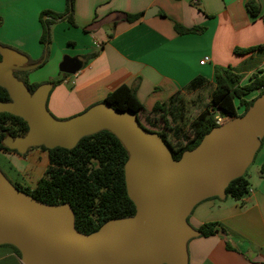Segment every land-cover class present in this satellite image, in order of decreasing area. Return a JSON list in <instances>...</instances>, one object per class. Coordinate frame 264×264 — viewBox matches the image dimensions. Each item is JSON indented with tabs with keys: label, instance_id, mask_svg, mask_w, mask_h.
Wrapping results in <instances>:
<instances>
[{
	"label": "water",
	"instance_id": "water-1",
	"mask_svg": "<svg viewBox=\"0 0 264 264\" xmlns=\"http://www.w3.org/2000/svg\"><path fill=\"white\" fill-rule=\"evenodd\" d=\"M154 10H146L144 18ZM27 62L26 54L0 45V86L10 98L0 101V112L28 125L24 135H7L3 144L19 154L40 145L70 149L85 135L109 130L128 153L125 188L135 212L81 233L68 202L43 203L0 169V245L16 247L22 264H188V240L200 231L187 218L200 201L224 198L229 182L252 163L264 137V93L243 114L212 127L174 159L162 137L142 127L129 110L100 101L73 116L54 117L47 108L52 83H40L30 92L13 74L39 64ZM82 65L79 57L65 54L58 70L74 74Z\"/></svg>",
	"mask_w": 264,
	"mask_h": 264
},
{
	"label": "crops",
	"instance_id": "crops-1",
	"mask_svg": "<svg viewBox=\"0 0 264 264\" xmlns=\"http://www.w3.org/2000/svg\"><path fill=\"white\" fill-rule=\"evenodd\" d=\"M247 1L74 0L77 26L66 20L52 25L50 56L59 53L82 60L80 56L85 54L95 55L76 73L62 76L51 89L49 111L60 118L73 116L122 83L133 87L149 110L156 102L185 92L183 87L198 75L212 82L215 66L242 67L247 57L257 59L258 50L246 54L233 51L234 47L264 44V0H255L260 6L257 16L249 13ZM151 7L155 10L144 18ZM64 8L65 0H0V43L37 59L42 53L39 13ZM137 12H143L140 19L126 20V13ZM174 23L205 29L177 33ZM261 52L258 65L243 68V82L251 72L264 67V50ZM205 56L208 61L200 64ZM263 164L264 137L246 169L250 184L246 195L239 199L210 197L193 207L187 218L191 226L213 222L219 230L188 240V264H264ZM226 241L232 249L226 247ZM0 264L22 262L10 246L0 245Z\"/></svg>",
	"mask_w": 264,
	"mask_h": 264
},
{
	"label": "trees",
	"instance_id": "trees-1",
	"mask_svg": "<svg viewBox=\"0 0 264 264\" xmlns=\"http://www.w3.org/2000/svg\"><path fill=\"white\" fill-rule=\"evenodd\" d=\"M247 9L252 16L260 14V6L255 0H248ZM143 12L126 13L129 22L141 18ZM161 15H163L161 13ZM264 23V10L261 13ZM66 20L77 26L74 17V0H65V8L61 12L44 9L39 13L41 34L39 41L42 44V54L33 59L28 56L27 64H44L48 56V46L51 41V27L53 24ZM177 33H201L205 27L200 25L183 26L174 23ZM0 45H4L0 43ZM7 46V45H4ZM256 50H264V44L249 47H234V53L246 54ZM94 53L82 57L83 64L93 57ZM245 69L228 65L214 67V80L198 75L191 79L184 87L185 91H195L212 85L210 98L206 105L191 119L186 126L176 123L170 114V103L175 102V97L166 101L156 102L151 109H147L138 100L135 89L122 83L109 91L101 100L119 111L129 110L136 114L139 124L151 131H156L169 145L173 158L178 159L186 149L195 147L203 135L212 127L217 126L214 121L216 112L229 118L243 114L252 104L253 100L264 93V67L253 71L249 80L243 82ZM13 74L22 80L32 92L40 83L29 82L28 70H13ZM62 75H66L62 73ZM52 88L61 82V78L50 80ZM258 91L252 98L246 96L253 91ZM7 90L0 86V101H8ZM48 108V107H47ZM242 110L238 112V109ZM49 110V109H48ZM143 119L148 123L145 124ZM153 118V120L151 119ZM157 122L160 129L150 126ZM28 129L27 123L19 116L9 112H0V151H11L19 154L3 144V139L10 135H24ZM262 141V140H261ZM41 148L47 153V165L33 187L23 186L18 182L13 184L20 190L32 195L35 199L46 204H60L68 202L74 212L75 228L81 233H90L111 218L131 216L135 212V205L129 198L124 179V163L128 153L120 140L109 130L103 129L93 134L81 137L74 147L46 148L43 145L32 147ZM31 149V148H29ZM28 149V150H29ZM27 150V151H28ZM27 151L24 153L26 154ZM264 168V164L261 169ZM247 172L232 179L225 189L226 196L239 199L249 192ZM216 196H214L215 198ZM201 236H209L219 229L213 222L203 223L197 228ZM14 252L20 257L19 250L10 244ZM228 249L233 247L228 241Z\"/></svg>",
	"mask_w": 264,
	"mask_h": 264
},
{
	"label": "rangeland",
	"instance_id": "rangeland-1",
	"mask_svg": "<svg viewBox=\"0 0 264 264\" xmlns=\"http://www.w3.org/2000/svg\"><path fill=\"white\" fill-rule=\"evenodd\" d=\"M261 51L262 50H259L257 59H254L252 56L247 57L242 62L241 68L247 69L255 63L258 65V60H260V56L263 54ZM62 55L58 53L55 58H52L50 56V46H48V56L44 64L28 70L29 82L44 83L52 79L55 80L62 78V76H66L67 74L62 75V73L58 71V64L63 57ZM211 90L212 85H207L206 87L194 92L185 91L179 93L175 97V102H169L171 106L170 114L172 119H174L176 123H179L185 127L188 121L191 120L209 101ZM241 110L242 109L239 108L238 112ZM54 117L60 119V117L55 115ZM151 119L153 120V118ZM141 120L145 124H148L143 119L142 115ZM149 125L155 127L156 129H160V126L157 122H153ZM46 165L47 153L45 150L39 147H31V149H29L26 154L21 155L11 151H0V169L11 182L15 181L23 186L33 187L37 179L43 175Z\"/></svg>",
	"mask_w": 264,
	"mask_h": 264
},
{
	"label": "built area",
	"instance_id": "built-area-1",
	"mask_svg": "<svg viewBox=\"0 0 264 264\" xmlns=\"http://www.w3.org/2000/svg\"><path fill=\"white\" fill-rule=\"evenodd\" d=\"M194 1H196V0H194ZM208 59L209 58L207 56H205L202 60H200V64H204L205 62L208 61ZM227 119H228V117L222 116L218 112H216L215 115H214V121H215L216 125L224 123Z\"/></svg>",
	"mask_w": 264,
	"mask_h": 264
}]
</instances>
